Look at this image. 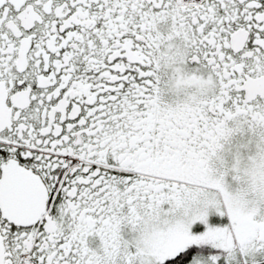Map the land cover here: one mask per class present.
<instances>
[{"label": "snow or ice", "instance_id": "obj_1", "mask_svg": "<svg viewBox=\"0 0 264 264\" xmlns=\"http://www.w3.org/2000/svg\"><path fill=\"white\" fill-rule=\"evenodd\" d=\"M0 264H264V0H0Z\"/></svg>", "mask_w": 264, "mask_h": 264}]
</instances>
